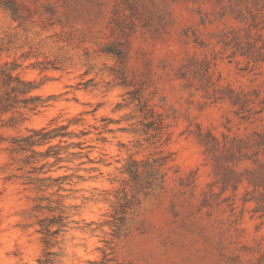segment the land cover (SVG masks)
I'll return each mask as SVG.
<instances>
[{"label": "rangeland", "instance_id": "1", "mask_svg": "<svg viewBox=\"0 0 264 264\" xmlns=\"http://www.w3.org/2000/svg\"><path fill=\"white\" fill-rule=\"evenodd\" d=\"M0 97V264H264V0H0Z\"/></svg>", "mask_w": 264, "mask_h": 264}, {"label": "trees", "instance_id": "2", "mask_svg": "<svg viewBox=\"0 0 264 264\" xmlns=\"http://www.w3.org/2000/svg\"><path fill=\"white\" fill-rule=\"evenodd\" d=\"M16 82H18V84L21 86V85H23V86H26V85H31V84H25L24 82H22L21 80H19V78H17L16 79ZM6 83H4V85H5ZM6 86H7V84H6ZM19 89V88H18ZM33 89V88H32ZM31 89V90H32ZM12 90H14V92H17L16 90H17V87L16 88H12ZM30 90V91H31ZM23 94H25V93H28V92H22ZM2 98L0 97V113L2 112V111H4L3 110V108H2ZM60 130H66V127H64V128H61ZM34 134H35V136H41V139H42V141L43 142H45V143H50L51 142V140H53V139H55V138H58V137H62V138H65V137H72V134H59V133H57V131L56 130H51V131H48V128H44V129H42V130H40V131H36V132H34ZM31 145H36L35 144V142H33V143H31ZM52 149V148H51ZM49 227L50 226H47L46 228H44L43 229V231H45L46 232V234H47V236H49V234H50V229H49ZM50 262H44V263H41V264H49Z\"/></svg>", "mask_w": 264, "mask_h": 264}]
</instances>
